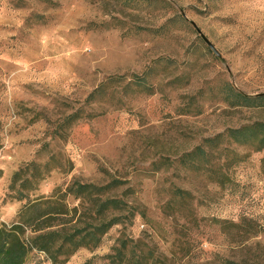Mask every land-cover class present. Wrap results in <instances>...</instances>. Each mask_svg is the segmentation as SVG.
<instances>
[{
  "label": "rangeland",
  "instance_id": "obj_1",
  "mask_svg": "<svg viewBox=\"0 0 264 264\" xmlns=\"http://www.w3.org/2000/svg\"><path fill=\"white\" fill-rule=\"evenodd\" d=\"M256 123L264 0H0V224L30 162L32 198L116 181L122 202L97 246L26 264H264V149L229 132Z\"/></svg>",
  "mask_w": 264,
  "mask_h": 264
},
{
  "label": "trees",
  "instance_id": "obj_2",
  "mask_svg": "<svg viewBox=\"0 0 264 264\" xmlns=\"http://www.w3.org/2000/svg\"><path fill=\"white\" fill-rule=\"evenodd\" d=\"M135 84L141 87L140 92L151 94L150 88L145 86L142 78L136 77ZM98 90L99 88L95 89L91 97L97 94ZM234 97L235 105L240 101L254 100L238 93H234ZM78 119L74 114L66 120L73 123ZM229 132L234 139L241 142H257L256 151L264 149V124L256 123L251 127ZM195 155L196 150L187 156L192 159ZM47 170V164L40 167L30 162L13 174L9 191L14 193L16 201H25V204L13 223L0 224V264H26V258L33 250L47 254L54 261L56 256L70 255L81 247H95L100 238L113 225L119 223L118 217L111 213L121 209L122 202L107 196L116 188V181L106 186L74 181L62 193L57 190L48 198H32V193ZM69 197L81 203L86 213L84 221L77 219L73 223L74 215L71 216L70 213H75L76 209L68 207L66 201ZM223 264L245 263L223 261Z\"/></svg>",
  "mask_w": 264,
  "mask_h": 264
},
{
  "label": "water",
  "instance_id": "obj_3",
  "mask_svg": "<svg viewBox=\"0 0 264 264\" xmlns=\"http://www.w3.org/2000/svg\"><path fill=\"white\" fill-rule=\"evenodd\" d=\"M204 41L206 42V44H207L209 47H211V45L209 44V42H207L205 39H204Z\"/></svg>",
  "mask_w": 264,
  "mask_h": 264
}]
</instances>
